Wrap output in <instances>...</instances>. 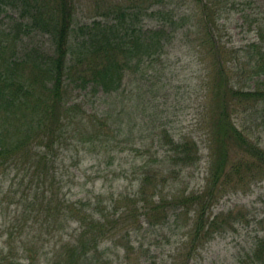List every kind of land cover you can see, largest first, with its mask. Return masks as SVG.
Listing matches in <instances>:
<instances>
[{"label":"rangeland","instance_id":"374dc122","mask_svg":"<svg viewBox=\"0 0 264 264\" xmlns=\"http://www.w3.org/2000/svg\"><path fill=\"white\" fill-rule=\"evenodd\" d=\"M11 1L0 0L1 28L19 18ZM222 1L216 40L229 52L233 84H240L235 87H252L255 78L247 77L242 47L257 35L250 22L264 16V0ZM117 5L130 9L135 17L128 23L138 31L165 29L166 52L128 72L124 88L114 93L68 90L67 104L80 109L65 121L49 155L52 167L40 183L21 167L0 168V264H24L26 254L43 260L58 246L60 229L47 225L44 213L31 212L27 196L43 206L51 198L81 200L98 220L104 214L108 224H117L100 243L99 264H249L264 238V167H253L240 180L225 176L204 201L212 163L206 129L212 59L201 42L199 5L195 0H75L74 24L106 22L108 9ZM241 13L250 14L247 21ZM18 46L19 56L26 48L51 49L50 39L39 32L24 36ZM240 112L237 107L232 117L237 127L264 150V122ZM164 130L175 143L196 142L199 160L159 167L168 148ZM242 157L231 151L230 163ZM146 173L153 174L149 185L143 184Z\"/></svg>","mask_w":264,"mask_h":264},{"label":"trees","instance_id":"16d2710c","mask_svg":"<svg viewBox=\"0 0 264 264\" xmlns=\"http://www.w3.org/2000/svg\"><path fill=\"white\" fill-rule=\"evenodd\" d=\"M195 1L204 29L201 42L208 46L212 59L211 101L206 123L212 152L206 186L208 198L204 199L207 201L225 176L233 174L240 180L253 167H264V150L248 139L232 118L239 107L255 121L260 118L264 122V16L252 18L250 25H254L257 35L242 47L245 72L249 80L255 78V81L252 87H235L240 84H233L234 76L227 65L229 52L219 45L214 30L223 1L221 4V0ZM8 3L19 8L20 13L11 26L0 27V168L21 167L40 183L42 175L46 176L49 166L52 167L49 155L64 134L65 121L80 109L77 104H67L68 90L79 88L90 94L108 95L124 88L126 74L164 54L170 38L163 28L138 31L128 23L134 16L130 9L119 5L108 9L106 22L93 20L75 25V0ZM241 17L247 21L250 14L241 13ZM34 32L47 35L50 51L31 47L19 56L18 41ZM164 134L163 147L168 148L164 163L154 160L159 167L165 169L168 162L186 167L199 160L196 142L175 143L166 130ZM231 151L243 157L230 163ZM152 176L146 173L143 184L149 185ZM185 201L184 198L179 203ZM24 202L31 212L44 213L47 225L51 223L61 232L50 257L41 260L40 256L30 258L26 254L28 259L24 264H99L103 255L99 253L100 243L117 224H108L104 214L103 220H98L95 211L81 200L54 202L51 198L43 206L36 197L30 200L27 196ZM200 219L196 231L201 226ZM43 247L42 244L36 252ZM248 259L249 264H264V238L258 239Z\"/></svg>","mask_w":264,"mask_h":264}]
</instances>
